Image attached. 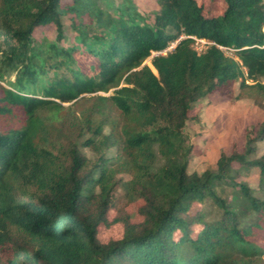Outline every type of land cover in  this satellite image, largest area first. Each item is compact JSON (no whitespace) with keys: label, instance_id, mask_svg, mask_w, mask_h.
Here are the masks:
<instances>
[{"label":"trees","instance_id":"obj_1","mask_svg":"<svg viewBox=\"0 0 264 264\" xmlns=\"http://www.w3.org/2000/svg\"><path fill=\"white\" fill-rule=\"evenodd\" d=\"M221 1L214 16L198 0H155L144 14L133 0H0V264H264V118L214 169L187 171L196 101L232 100L239 80L264 96V1ZM47 24L53 41L34 36ZM192 38L211 44L197 52ZM86 95L92 114L63 113ZM253 168L257 193L241 180ZM123 174L140 220L109 223ZM119 222L121 236L100 241L99 226Z\"/></svg>","mask_w":264,"mask_h":264},{"label":"rangeland","instance_id":"obj_2","mask_svg":"<svg viewBox=\"0 0 264 264\" xmlns=\"http://www.w3.org/2000/svg\"><path fill=\"white\" fill-rule=\"evenodd\" d=\"M64 2H70V0H63ZM109 4V6H115L119 0H103ZM264 1V0H263ZM134 5L139 13H151L157 10L155 0H133ZM203 4V11L206 14L214 16L220 15L224 10V5L221 0H198ZM70 16H62L60 23L63 26V32L65 39L60 42L61 46H66L72 37V30L70 29ZM150 20H148L149 22ZM96 32V31H95ZM97 33V32H96ZM34 36L39 39L47 41H53L55 37V28L52 24H47L41 28H38L34 32ZM193 43V47L198 52L199 49H204L208 42ZM175 46V43H171L167 49L161 54L170 52ZM197 48V49H196ZM224 53L229 56H233L231 50L225 49ZM153 53L152 55H156ZM150 57L144 62L150 66ZM245 75V69H242ZM13 74L7 76L8 79H12ZM240 80L234 85V98L232 100L224 98L217 93H212L206 98L196 101L192 105L190 112V118L186 121L184 127V137L186 144H192L193 153L190 155L187 171L188 173H201L205 169H214L215 162L219 156V150L223 149L225 153H229L233 146L237 149H241L243 144V134L245 128L259 124L264 118V96L256 91L249 89L239 88ZM250 84L251 81H247ZM264 83V80H262ZM4 84V83H3ZM101 96H107L108 94H98ZM94 95H86L79 98L74 104L65 103L63 106V113L72 112L76 114V117L80 118L92 114L97 101L92 98ZM94 115H92L93 117ZM110 120L114 121L120 126L122 120L119 114L115 111H111ZM97 117V116H96ZM95 117V118H96ZM74 121V120H73ZM75 122V121H74ZM64 119L53 120L52 125L57 130L60 129L63 132H68L69 125L65 124ZM64 126V127H62ZM103 131L107 133L109 126H105ZM264 149V143H257L256 156H259ZM80 152L87 158H93V154L79 146ZM119 186L114 192V205L108 212V222L111 223L116 217L121 218L127 215L132 221H139L138 208L142 205L140 197L131 196L133 188L136 187V179L131 174H123L119 176ZM258 170L253 168L249 171L247 176L241 177V180L247 183V185L254 189L255 193L258 190ZM132 191V192H131ZM200 206L194 204L193 209H198ZM123 226L119 223L105 226L101 224L98 228V237L100 241L106 242L108 239H117L121 236Z\"/></svg>","mask_w":264,"mask_h":264},{"label":"built area","instance_id":"obj_3","mask_svg":"<svg viewBox=\"0 0 264 264\" xmlns=\"http://www.w3.org/2000/svg\"><path fill=\"white\" fill-rule=\"evenodd\" d=\"M262 30H263V32H264V25H263V28H262ZM193 40H195V42H197L196 40H198V42H204L203 40H201V39H196V38H192ZM209 44H211V43H209L208 42V44H207V46L209 45ZM194 48V47H193ZM220 50H222V51H224L225 49H227V48H224V47H221V46H219L218 47ZM195 49V48H194ZM197 49V48H196ZM205 49V48H204ZM204 49H199V51L198 52H201L202 50H204Z\"/></svg>","mask_w":264,"mask_h":264}]
</instances>
